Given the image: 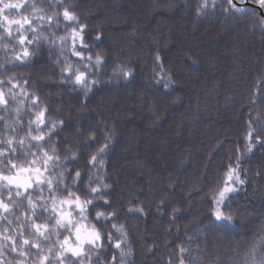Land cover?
<instances>
[{"label": "trees", "instance_id": "obj_1", "mask_svg": "<svg viewBox=\"0 0 264 264\" xmlns=\"http://www.w3.org/2000/svg\"><path fill=\"white\" fill-rule=\"evenodd\" d=\"M199 2L63 0L58 4L57 0H30L21 11L32 21L23 29L32 44L21 46L16 31L9 37L0 28V64L4 65L0 91L8 101L0 104V173H16L10 161L27 167L28 161L37 158L35 167L43 170V151L59 157L44 172L45 178L54 177L53 189L46 183L36 185L33 177V187L24 196L0 193V199L10 205L7 212L0 210L1 235L8 231L7 236L19 246L24 239H32L34 229L28 217L35 223L53 224L54 214L45 213L44 207H50L52 195L62 198L72 191L82 199H94L85 215L89 223L103 229L100 243L104 247L95 248L98 264H107L113 254L119 262L114 224L123 225L127 248L131 249L125 264H169L170 260L179 264L181 247L187 250L184 264H244L253 244L260 251L264 176L255 175L264 171V147L260 145L243 157L240 167L248 170L247 182L224 205L223 211L232 221L218 222L210 230L205 226L216 207L213 193L222 184L223 173L230 162L235 164L236 150L245 149L250 116L260 114L261 120L252 127L264 136L260 132L264 100L250 103L253 93L261 95L256 81L264 76V31L253 27L250 17L226 20L219 6L216 14L198 16ZM69 4L74 5L79 24L87 25L85 42L90 48L83 50L85 57H94L101 50L106 54L103 67L92 68L89 79H99L100 83L87 96L82 88L61 80L60 73L65 60L81 68L87 63L86 59L80 63L71 53V28H79V24L65 23L60 16L46 19ZM248 7L259 17L256 8ZM11 12L18 14L14 9L5 14ZM97 34L99 40L95 39ZM62 36L64 41L59 39ZM23 48L33 55L14 60ZM157 52L164 72H170L174 81L168 89L156 82L159 77L155 72L161 71L156 67L154 72ZM125 66L132 70L127 79L121 76ZM9 77L14 79L9 82ZM33 94L40 98V106L47 107L50 120H63L44 141L27 135L29 120L39 110L32 103ZM82 106L84 110L78 111ZM35 127L31 125L33 134ZM92 132L95 141L86 139ZM105 132H114V136L103 156L104 165H89V155L105 143ZM73 151L77 157L71 155ZM77 170L82 175L73 183ZM99 179L111 187L91 193L88 188L96 186ZM28 195L37 205L35 211L27 204ZM40 196L45 199H38ZM101 196L109 199L110 205H105ZM136 206L144 213L128 212ZM174 208L179 209L175 214ZM114 209H118L114 218L95 220L96 211ZM66 230L58 229L61 237ZM47 235L50 242L35 237L44 254L43 242L52 247L55 238ZM25 252L26 264H35L40 251L28 244ZM65 264H81V260L68 253Z\"/></svg>", "mask_w": 264, "mask_h": 264}, {"label": "snow or ice", "instance_id": "obj_2", "mask_svg": "<svg viewBox=\"0 0 264 264\" xmlns=\"http://www.w3.org/2000/svg\"><path fill=\"white\" fill-rule=\"evenodd\" d=\"M255 5H258L260 9H264V0H252ZM58 4H62L63 0H57ZM0 28L3 29V32L11 37L13 35V27L16 26V32L18 34V43L23 46L26 42L28 44H32L33 40H27V37L23 34V29L25 25L31 26L32 21L27 16H22L18 19L10 18L8 15L4 13L6 11L21 10L24 7L22 0H16V2H4V0H0ZM219 6L220 14L224 16L227 20L229 17L241 16L248 18L250 17V22L253 27H259L262 31H264V13H261L259 17H257L255 10L249 8L247 6V0H200L196 14L199 15H207L209 12L211 14H216V9ZM74 5H67L63 7L62 13L54 12L52 15L47 16L46 19L48 21H52L54 18L63 16V20L73 24H79V17L75 13ZM37 11V9H33ZM44 19V17H41ZM87 25L79 24V28L72 27L70 36H71V53L74 57H77L79 62L82 63L87 60V63H82L81 66H74V62L65 60L64 65L60 68L61 80L66 81L69 84L73 85V88H82L84 91V95L87 96L91 91L94 85L100 83L99 79H89V76L92 75L91 69L96 68L100 69L106 62V54L103 50L96 52L95 56L88 55L85 57L84 49H89L90 45L85 42V33H86ZM35 31V29H32ZM66 37H59L61 41H64ZM101 36L97 34L95 39L99 40ZM47 39V37H45ZM77 43H79L80 49H77ZM33 55L27 48H23L21 53H17L13 59L16 61L26 60L28 57ZM154 61L156 62L154 65L155 68L159 67L161 69L160 72H155V76L159 77L157 79V83H163L164 89H168L173 83L171 73L164 72L162 57L157 54L154 56ZM9 63L12 60L8 61ZM195 63V61H193ZM4 68L3 64H0V69ZM132 75V70L126 68L121 69L122 78H130ZM14 79V77H9V82ZM50 79V77H49ZM4 83V81L0 80V84ZM256 84L259 85L256 91L261 93L260 97H256L255 93H253V98L250 100L252 104H259L262 100H264V76H261L259 80L256 81ZM16 87V85H13ZM11 91V89H9ZM24 95H28L27 92ZM8 103L5 98V93L0 91V104L6 105ZM32 103L36 105L39 110L34 113V118L29 120L30 130L27 133L28 136L31 137L32 140L35 141H44L47 135L53 133V130L57 128L58 125L63 123V120H50L48 117V109L46 106H40V98L35 94L32 95ZM83 106L78 109V111H83ZM19 111V109H17ZM60 111V109H57ZM159 119V118H157ZM261 120V116L259 113L255 117H249L248 127L249 130L245 136L246 146L243 151L237 149V157L235 164L229 163L226 171L223 173V182L216 191L213 193V203L216 205L215 209L210 216L212 217L208 224L205 226L206 229L210 230L216 227L217 223L223 222H231L232 217L230 215H225L223 208L227 201L230 199L231 195L236 193L239 186H243L246 184V177L248 175L247 169H242L240 167L241 161L244 156L248 153L252 152L253 148L256 145H260L264 147V136L257 134V129L252 127L253 123H257ZM35 125V132L31 129V125ZM50 125V126H49ZM43 126V127H42ZM44 128H47V132L44 131ZM79 131V129H77ZM260 132L264 133V127L260 128ZM114 132H105L104 140L105 143L101 144L95 152L91 153L87 159V163L89 165H96L99 163L100 166L104 165L103 156L109 149V142L113 139ZM87 140L95 141L97 139L96 134L94 132L90 133L87 137ZM9 145L12 144V140L9 139L7 141ZM20 143H24V140L21 139ZM79 143V141H77ZM53 152L56 151L55 148L52 149ZM0 155H3V152L0 151ZM73 157H77L76 152H71ZM59 160L58 156L50 155L49 152L43 151V170L39 167H35L38 163V158L28 161L27 167L23 164H17L14 162H9L10 167L12 169H16V173L12 174H2L0 173V180L5 181L6 185L11 187L15 186L17 189L15 195L17 197L24 196L27 193V190L33 187V177L35 179L36 185H41L46 183L47 187L51 190L54 188V177H44V172L48 170L50 162L53 160ZM67 159V157H65ZM28 173L29 175L25 176L24 174ZM82 172L80 170L75 171V178L81 177ZM256 176H264V171H257L255 173ZM89 181H91V176H89ZM63 172L60 173V183L63 184ZM111 186L108 183H104L103 179H99L96 186L89 187L88 190L91 193H101L106 189H109ZM24 189L25 191L22 193L19 189ZM9 197L12 196L11 191L8 193ZM103 199L105 205H110L111 201L104 196L99 197ZM38 199L44 200L43 196H40ZM51 204L50 207H44V212L49 214H54V223H35L32 216H29V221H32L30 226L34 229V237L32 239H24L23 243L20 245L21 251L20 256H26V252L23 250L24 245L31 244L32 247L37 248L40 251V255L37 258L35 264H46L49 261V255L44 254V250L41 247L40 242L35 237H42L44 240H48L49 236L47 233H51L52 235H56L59 237L60 233L58 229H67L71 236L65 235L62 240L58 239L57 244L59 248L56 249L55 245L49 247L47 252L49 254L55 251L54 259L59 262V264H65L66 254L70 253L72 257L81 258L86 255L85 246L91 245L93 248H102L104 245L100 243L104 239L103 229L99 228L96 224L87 225L83 223L87 219L85 215L89 205L94 204V199H82L80 195L76 194L72 191H67V195L58 198L56 195L51 196ZM15 202V201H14ZM27 204L28 206L35 211L37 205L33 200L31 195L27 196ZM67 206V207H66ZM0 209H3L7 212L10 209V205L5 203L3 199H0ZM71 209H75V212L79 213V218L75 215V212ZM179 209H173V214L177 213ZM118 209H114L113 211H109L105 213L104 211H96L95 212V220L100 221L101 219L107 220L108 218H114L117 215ZM128 212H137L144 213V209L142 207H129ZM47 219V217H45ZM116 231L124 233L123 225H112ZM72 236L75 237L74 241L72 240ZM5 239H12V237H5ZM108 240H112L111 234L107 237ZM124 241H116L114 247L116 249H120L119 252V261L120 264H125V258L131 254V249L127 252L123 250L122 243ZM2 247V246H0ZM259 249L257 250V245L253 244L251 246V251L245 254L244 264H264V237H262L259 241ZM13 251H16V247L14 246ZM151 251V247L148 249ZM186 249L181 247L179 249L180 252V260L179 264H184L183 256L186 254ZM89 264L91 262V256L88 255ZM117 260V256L115 254L112 255L111 259L107 261V264H115ZM16 264H26L24 260H18ZM81 264H84V261L81 260ZM169 264H172V261H169Z\"/></svg>", "mask_w": 264, "mask_h": 264}, {"label": "rangeland", "instance_id": "obj_3", "mask_svg": "<svg viewBox=\"0 0 264 264\" xmlns=\"http://www.w3.org/2000/svg\"><path fill=\"white\" fill-rule=\"evenodd\" d=\"M28 1L30 2V0H22L24 6L29 3ZM43 1H51L53 3L54 0H43ZM4 2H16V0H4ZM247 2H249V1L247 0ZM250 3H252V2H250ZM0 6H2V5H0ZM247 6H249V5H247ZM21 10H16L18 12L17 15L15 13H13V12H11L9 14H5L6 13L5 12L4 14L5 15H8L10 18H16V19H18V18H20L22 16H27L28 17V14L27 13H23ZM62 11H63V7L61 8V10L59 12L62 13ZM262 11L264 12V9H262ZM259 15H260V13H259ZM60 17L63 20V16L60 15ZM63 22L69 23V22H66L64 20H63ZM14 31H16V26L13 27V32ZM91 71H93V70L91 69ZM24 175L27 176L29 174L28 173H25ZM5 191H8V192L11 191V193L15 194L16 191H17V189L15 188V186H11V187L7 186L5 181L0 180V193H3ZM19 191H20V189H19ZM7 195H8V193H7ZM0 210H3V209H0ZM76 216H77V218H79V213L78 212L76 213ZM83 223H85L87 225H92L87 220L83 221ZM6 232L8 234V231H5V233ZM7 234H5V235L4 234L3 235L0 234V246H2V247H0V264H16V262L18 260H24L27 263V261H26L27 255L24 256V257H21L20 256V254H19L20 251H21L20 246L15 241H13V239H5V237H9V236H7ZM65 235L71 236V233L68 230H66L65 233H64V235L62 237H61V235L59 237H57L56 235H54L55 238H53L52 241H51L52 246L55 245L56 249H58L59 248V245L57 246V243L56 242H57L58 239L62 240ZM71 238L74 241L75 237L72 236ZM120 240H123L124 241L122 243V248H123L124 251L127 252L128 251V248H127V240H126V238L124 237V235L121 232L120 233L118 232V234H117V240L116 241H120ZM46 241L47 242H50L49 239L46 240ZM43 244H45V251H46L45 254H48L49 255V261L46 262V263H48V264H57L56 262H58V261H56L54 259V257H55V251L53 253L49 254L47 252V250L49 248V245H47L45 242H43ZM14 246L17 249L16 252L12 250ZM23 250L26 251V245L23 246ZM116 251H117L118 256H119L120 249H116ZM85 252H86V255L84 257L79 258L80 260H83L84 261V264H89L88 255L91 256V262H90V264H98L97 253L95 252V248H93L91 245H86L85 246ZM8 255H11V256L16 255L17 257L16 258H13V257H9ZM35 261H37V259ZM115 264H120V261L118 263L116 261Z\"/></svg>", "mask_w": 264, "mask_h": 264}, {"label": "water", "instance_id": "obj_4", "mask_svg": "<svg viewBox=\"0 0 264 264\" xmlns=\"http://www.w3.org/2000/svg\"><path fill=\"white\" fill-rule=\"evenodd\" d=\"M247 5L256 8V9L259 11L260 14H261V13H264V12L262 11V9H260V8L258 7V5H254L253 3H250V2H247Z\"/></svg>", "mask_w": 264, "mask_h": 264}]
</instances>
